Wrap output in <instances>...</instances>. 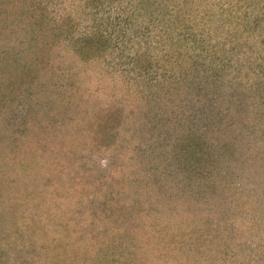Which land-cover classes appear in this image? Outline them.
I'll list each match as a JSON object with an SVG mask.
<instances>
[{"label": "rangeland", "instance_id": "obj_1", "mask_svg": "<svg viewBox=\"0 0 264 264\" xmlns=\"http://www.w3.org/2000/svg\"><path fill=\"white\" fill-rule=\"evenodd\" d=\"M5 38L0 37V58L5 57L8 64L13 63L15 72L20 71L21 61L23 67H27L29 61L24 56L30 59L31 53L27 51L29 45H23L24 53L20 51L17 58L14 43L11 47L9 40ZM232 47L229 45V48ZM197 58L190 57V73L201 68ZM46 59L49 57L44 60ZM49 60L40 68L46 73L50 66ZM0 73L3 74L0 77L1 90L8 95L4 101L6 108L4 110L1 107L0 111V256L7 258L4 253L7 250L12 252L7 264H36L39 260L42 264H67L68 255L60 253L58 260H49V252L40 251V248L50 246L54 249L57 242H63L65 245H61L59 251L63 248L62 250L71 253L70 247L77 245L79 238L83 240L84 237L86 239L95 234L94 237L98 236V240L116 241L120 239L110 232L122 233L123 239L128 229L132 232L142 230L140 234L144 233V237H149L144 238L143 250L134 257V261L140 260L141 264H163V257L168 261L165 264H207L209 254L214 257V264H264V148L260 151V148L256 150L257 147L253 145L247 147V135H251L254 130L250 127L245 130L243 126L241 130L238 129L252 114L245 106L243 111L226 117L234 119V125L220 128L217 121L224 120V115L219 111L218 105L210 104L213 97L209 95L204 98L202 92L205 90L197 88L204 103H196L200 107L193 110L196 114L200 113L201 120L205 122L208 121L210 111L215 113L216 118L209 117L212 124L215 123L214 128L211 126L208 135L204 127L198 131L195 124L199 123L194 119L183 129L182 125L177 129L180 132L190 131L191 138H194V132H201L205 136V142L207 141V152L202 154V160L197 161L196 166L189 165L196 173L202 170L205 183H213L212 187L206 186L199 191L194 186L201 177L194 178L191 172L186 173L180 165L171 166L166 172L157 161L150 159V163H147L149 160L146 157L139 158L145 153L140 152L138 144L132 142L136 136L135 122L141 117L134 105L131 111L127 103L125 106L120 105L121 113L125 116L121 120L124 133L113 129L116 130L113 132L115 144L111 151H103L98 142L102 135L105 137L102 140L110 141V135L107 134L110 129L106 131L105 123L111 120L104 113H99L96 117L100 106L95 103L99 101L100 104L108 103L107 105L113 106L122 102L120 98L90 99L91 96L85 94L88 100L85 116L81 117L82 121L80 119V122H76L63 115L72 106V95L75 92L70 91V102L66 99L51 103V110L57 116L54 118L56 121L51 118L48 120V128L45 127L46 122L43 123L46 116L34 115L32 102L29 103L30 106L25 105L24 111H20L23 104L21 98L29 100L31 96L24 93L19 95L18 85L14 88L16 92L11 90L9 84L18 82L13 78L14 72L8 70ZM47 80L44 78L36 83H40L44 95L50 94L46 89H51L54 85V82L49 83ZM189 89L193 88L177 89V96L184 99ZM241 89L243 91H240V95L234 97L247 96L244 89ZM107 92L110 93V90ZM223 96H226L224 91ZM227 100L228 97L225 103ZM77 103L79 102L74 106L79 108ZM187 103L188 105L183 106L185 112L192 108L193 101ZM204 105H209L206 108L209 112L204 113ZM242 112L243 118L240 117ZM167 115L160 112L151 115L148 140L156 155L171 153L168 149L170 145L165 143L168 131L163 129L161 121ZM170 116L168 115V119ZM60 120L63 130L55 127ZM49 129L50 135H46ZM10 133L11 136L8 137ZM254 133H257L256 130ZM79 148L83 152L78 151ZM191 149L192 145L190 151ZM68 152L74 155L71 156ZM67 153L69 158L66 157ZM175 154L170 157L171 161L176 162ZM135 155L138 158L134 159ZM247 157H251L250 160ZM149 166L155 168L146 169ZM242 190L247 192L244 197L246 202L236 196ZM212 197L218 201L219 198L222 199L218 205V201L209 202L210 206L212 203L219 206L214 214L213 208H208L205 204L204 207L201 206V203H206V199ZM237 203L242 205V210L238 209ZM198 206L203 210L208 209L206 214L203 213L204 217L198 212ZM222 210L225 211L221 212ZM207 213L213 216L210 217ZM206 217L210 219L207 229L214 228L215 232L198 229L201 220L206 221ZM217 231L227 233L226 239ZM85 232L88 236H85ZM174 236L181 238V242L173 240ZM69 237L72 239H68ZM212 238L209 246L208 239L210 241ZM190 241L200 242L199 244L202 242L201 245L209 246V250L203 255L198 248L195 253L189 252L187 245ZM87 245L90 246L89 243ZM165 247L168 254L161 252ZM76 262L79 263L80 260L73 258L68 264Z\"/></svg>", "mask_w": 264, "mask_h": 264}, {"label": "trees", "instance_id": "obj_2", "mask_svg": "<svg viewBox=\"0 0 264 264\" xmlns=\"http://www.w3.org/2000/svg\"><path fill=\"white\" fill-rule=\"evenodd\" d=\"M4 36L9 40L11 47L14 43L17 58L25 48L23 45H29L27 51L31 53L30 59L24 56L25 60L29 61V67H23L21 61V68L18 66L20 71L15 72L13 63L8 64V59L1 57L0 72H14L13 78L18 82L9 84L11 90L15 91V85H18L19 88L16 89L19 95L24 93L31 96L29 100L21 98L23 104L20 111H24L32 102L34 115L46 116L43 121L44 124L46 122L45 127L49 128L48 120L57 116L51 110V103L66 99L70 102V91L75 92L72 95V106L67 110V114L63 115L76 122H80V119L82 121L81 117L85 116V105L88 102L85 94L91 96L90 99L120 98L122 102L113 106L107 105L108 103L100 104L99 101L95 103L100 106L96 117L99 113H104L111 120L105 123L106 131L110 129L107 133L110 135V141L102 140V135L98 142L99 147L103 151H111L115 144L113 132L116 130L113 129L124 133L121 120L125 116L121 113V107L127 103L131 111L134 105L138 108V116L141 117L135 122L136 136L132 142L138 144L140 152L145 153L139 158L146 157L145 159L149 160L147 163H150V159L157 161L166 172L171 166L180 165L186 173L191 172L194 178L201 177L194 187L202 191L206 186L212 187L213 183H205L202 170L196 173L189 165L196 166L197 161L202 160V154L207 152L205 136L198 131L204 127L208 135L211 126L214 128L215 124H212L210 118L216 117L215 113L210 111L208 121L205 122L201 120V114H196L193 110H198L200 106L196 103L202 102L198 88L205 90L202 92L204 98L209 95L213 97L210 104L218 105L219 111L224 115V120L217 121L220 128L234 125V119L226 117L243 111V106L249 109L252 114L238 129L241 130L243 126L245 130L248 127L254 132L256 130L257 133L247 135V147L253 145L257 147L256 150L260 148V151L264 148V0H0V37ZM229 45L233 47L229 48ZM191 56L198 57L201 65L194 73L188 71L192 66ZM46 57H51V60L46 59L50 62L47 73L40 69L45 65ZM2 75L0 73V77ZM44 78L48 79L49 83L54 82L51 89H46L50 92L48 95L43 94L44 89L41 90L40 83L36 84ZM187 87L193 89H189L184 99L179 98L177 89L185 90ZM241 88L247 96L234 97L240 95V91H243ZM1 89L0 86V111L1 107L5 110L4 101L8 96ZM108 89L110 93L107 92ZM227 97L229 100L225 103ZM187 101H193V104L192 108L185 112L183 106L188 105ZM76 102H79V108L74 106ZM204 106V113L209 112L206 109L209 105ZM157 112L169 116L175 114L174 117L170 116V119L167 115L161 120L163 129L168 131L165 143L170 145V155H156L149 145L151 115ZM240 117L243 118V112ZM127 118L130 119L129 116ZM194 119L199 123L195 124L198 131L194 132V138H191L190 131L180 132L177 129L180 125L183 129ZM60 122L62 121H58L55 127L63 130ZM49 131L50 129L45 134L50 135ZM10 136L11 133L8 134V137ZM242 146L246 147L243 144ZM77 150L83 152L81 148ZM174 153L176 162L170 160ZM72 154L74 155H70ZM251 157L247 159L250 160ZM136 158L138 155L134 156V159ZM190 162L192 163L187 164ZM154 168L146 167L151 170ZM246 195V190L236 194L237 198L244 202ZM215 199H206L207 202L201 203V206L213 208L214 214L219 206H214L213 203L210 206L209 202H217ZM221 201L219 198L217 205ZM236 205L242 210L241 204ZM202 207H199L198 212L204 217L203 213L208 209L203 210ZM213 214L208 215L212 217ZM207 218L206 221L201 220V226L198 227L200 231H206L210 220ZM213 229L209 228L207 231L213 233L216 231ZM141 231L132 232L128 229L123 239L122 233L110 232L121 241L98 240V236L94 237L95 234L86 239L84 237L83 240L79 238L77 245L70 247L71 253L62 250L63 248L59 251V247L65 245L63 242H57L54 249L46 246L40 248V251L47 250L49 260L57 259L60 253H64L68 255L67 260L63 258L67 264L73 258L80 260L76 264H141L140 260L134 261V257L143 250L144 238H149L144 237V233L140 234ZM217 233L220 235L222 232ZM86 235L88 236L87 232ZM227 235L222 233L221 237L225 240ZM173 240L181 242V238L175 236ZM141 241L143 243H140ZM191 241L187 245L189 252L195 253L198 248L203 255L209 250L213 238L210 241L208 239L209 246ZM166 251V247L161 250L163 254ZM224 251L225 249L222 250ZM10 253L12 252L8 250L4 253L7 258L0 256V264H7ZM175 256L177 254L173 257ZM163 259V264L168 262L165 257ZM207 260V264L215 263L210 254ZM37 262L42 264L40 260Z\"/></svg>", "mask_w": 264, "mask_h": 264}]
</instances>
